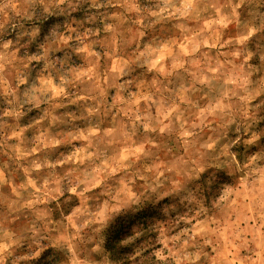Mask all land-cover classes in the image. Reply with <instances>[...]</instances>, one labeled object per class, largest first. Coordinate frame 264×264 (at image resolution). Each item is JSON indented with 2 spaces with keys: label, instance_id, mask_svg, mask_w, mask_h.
Segmentation results:
<instances>
[{
  "label": "clouds",
  "instance_id": "clouds-1",
  "mask_svg": "<svg viewBox=\"0 0 264 264\" xmlns=\"http://www.w3.org/2000/svg\"><path fill=\"white\" fill-rule=\"evenodd\" d=\"M0 264H264V0H0Z\"/></svg>",
  "mask_w": 264,
  "mask_h": 264
}]
</instances>
